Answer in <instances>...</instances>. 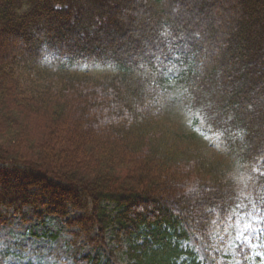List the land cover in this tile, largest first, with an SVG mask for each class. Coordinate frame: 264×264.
Listing matches in <instances>:
<instances>
[{
  "label": "trees",
  "instance_id": "trees-1",
  "mask_svg": "<svg viewBox=\"0 0 264 264\" xmlns=\"http://www.w3.org/2000/svg\"><path fill=\"white\" fill-rule=\"evenodd\" d=\"M0 44V206L81 212L66 224L95 255L79 263L113 264L123 243L126 264H200L182 222L207 240L215 219L264 211V0H0ZM50 55L116 73L52 72ZM176 76L220 150L167 120Z\"/></svg>",
  "mask_w": 264,
  "mask_h": 264
},
{
  "label": "rangeland",
  "instance_id": "rangeland-1",
  "mask_svg": "<svg viewBox=\"0 0 264 264\" xmlns=\"http://www.w3.org/2000/svg\"><path fill=\"white\" fill-rule=\"evenodd\" d=\"M51 60L52 55L47 57L52 72L67 70L94 79L116 73L115 68L98 64L63 69L64 64H51ZM45 78L42 82L36 80L41 84L40 88L50 83L56 91L58 78L53 75ZM185 82L183 76L164 82L159 87L157 102L165 109L167 120L184 131L195 146L218 151L221 149L219 139L208 131L204 116L189 106ZM25 85L37 89L34 82ZM233 164L229 166V172L239 179V168ZM42 207L21 205L20 201L2 202L0 213L6 223L0 226V252L5 256V264H82L79 263L80 256L95 255L93 247L86 245L83 238L76 235L77 231L66 224L67 219L77 218L81 212L70 210L67 219H60L45 213ZM108 209L113 206L109 205ZM182 231L187 233V238L179 242L181 249L193 252L201 264H264V212L243 210L233 213L225 221L215 220L207 240L192 232L191 226L185 222L180 225ZM113 240L111 231H108L106 244L110 250L115 247ZM124 251L121 243L118 250L113 251L116 258L113 264H126ZM101 252L108 256L105 249Z\"/></svg>",
  "mask_w": 264,
  "mask_h": 264
},
{
  "label": "snow or ice",
  "instance_id": "snow-or-ice-1",
  "mask_svg": "<svg viewBox=\"0 0 264 264\" xmlns=\"http://www.w3.org/2000/svg\"><path fill=\"white\" fill-rule=\"evenodd\" d=\"M238 239H239V237H238ZM247 238L245 237V240H246ZM243 243V242H242Z\"/></svg>",
  "mask_w": 264,
  "mask_h": 264
}]
</instances>
